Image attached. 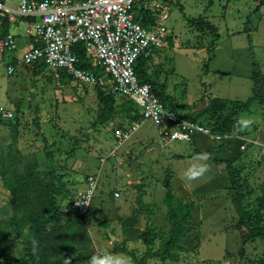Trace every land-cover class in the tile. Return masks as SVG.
I'll list each match as a JSON object with an SVG mask.
<instances>
[{
  "label": "rangeland",
  "instance_id": "374dc122",
  "mask_svg": "<svg viewBox=\"0 0 264 264\" xmlns=\"http://www.w3.org/2000/svg\"><path fill=\"white\" fill-rule=\"evenodd\" d=\"M2 1L17 8V0ZM212 1L205 10L209 0H170L167 25L174 47H151L147 66L168 105L182 116L197 115L207 124L235 120L223 133L228 134L224 140L196 135L192 141L164 144L154 123L144 120L117 146L116 133L140 120L138 106L127 97L116 95L114 110L107 112L95 84L58 79L44 67L0 73V104L16 113L14 122L0 125V167L11 172L36 160L37 169L57 181L61 210L86 187L90 174L99 179L79 225V232L85 228L84 243L63 247L59 258L82 256V264H91L96 255L105 261L111 258V264H134L121 247L145 259V264H257L262 257L264 238H249L248 232L264 226V202L259 199H264V3L256 9L260 0ZM196 17L212 26L187 22ZM19 40L22 51L27 41ZM100 73L104 89L110 82L105 72ZM215 97L226 100L218 111L212 109ZM241 117L253 122L238 130ZM201 153L208 156L203 161L208 170L192 181L181 180L180 173ZM226 161L234 166L242 203L251 215L246 225L238 221ZM132 163L137 165L136 180ZM167 175L172 191L194 203L192 230L183 239L186 250L178 261L148 257V250L157 252L170 228L164 202ZM115 192L120 195L115 197ZM12 200L13 191L0 176V219L6 226L0 235L7 240L6 256L15 259L23 254L19 229L27 225L16 221V227L11 219Z\"/></svg>",
  "mask_w": 264,
  "mask_h": 264
},
{
  "label": "built area",
  "instance_id": "2783aa9c",
  "mask_svg": "<svg viewBox=\"0 0 264 264\" xmlns=\"http://www.w3.org/2000/svg\"><path fill=\"white\" fill-rule=\"evenodd\" d=\"M143 2L151 11L153 21L143 24L135 15V7ZM168 0H17V8L0 1V9L10 20L22 17L27 23V36L33 41L19 52L20 42L12 32L0 35V67L7 75L22 67L39 64L60 79L65 73L84 84H103L105 72L110 85L107 92L133 100L142 118L131 127L116 133L117 146L130 138L144 120H151L164 144L192 141L196 135L224 140L228 134L213 131L168 106L150 82H142L137 74L138 60L150 55L151 47L169 46L171 29ZM34 41L36 44H34ZM84 53L80 57L79 52ZM86 64L90 67H86ZM13 108L0 104V125L14 121ZM245 146H243L244 148ZM96 174L87 177L68 208V213L85 215L98 188ZM120 195L115 192V197Z\"/></svg>",
  "mask_w": 264,
  "mask_h": 264
},
{
  "label": "trees",
  "instance_id": "16d2710c",
  "mask_svg": "<svg viewBox=\"0 0 264 264\" xmlns=\"http://www.w3.org/2000/svg\"><path fill=\"white\" fill-rule=\"evenodd\" d=\"M263 3L264 0H260L256 9H258ZM211 4H213V1L209 0V4L206 5L205 10H208ZM180 10L181 12H184V7L181 6ZM135 15L143 24H148L153 21L152 11L143 2L136 5ZM187 22L192 25L207 23L208 26H212V24L206 22L203 17L187 18ZM10 25L11 21L8 13L5 10L0 9V35L10 32ZM34 44H36L35 41ZM169 46L174 47L173 37H170ZM79 54L80 57L84 56L82 51H80ZM148 57L149 55H143L139 58L137 74L142 82H150L156 95L168 105L162 91L158 88L157 83L148 73ZM41 67L45 68V66L39 64L28 66V68H34V70ZM86 67L90 66L86 64ZM254 78L257 81L253 89L257 92L258 87L260 86L259 74H255ZM60 79L74 80L73 77L68 76L65 73L61 74ZM100 85V82L95 84L97 97L102 104L103 110L112 112L114 110L116 94L107 92L105 89H102ZM128 100L136 104L133 100ZM247 103L248 102L243 103V106H247ZM225 105L226 100L223 98L215 97L212 99V109L214 111L222 109ZM136 106L138 105L136 104ZM138 117L141 119L142 114L140 113ZM184 117L193 121H199L200 123L211 127L213 131L221 134L230 130V125L235 123V120H229L225 123L215 120L213 124H207L198 119L197 115L194 117ZM14 121H10L7 124ZM226 166L232 179L231 188L235 193L233 204L238 214V221L240 224L246 225L251 219L250 212L242 203V192L240 190V184L234 166H232L230 161H226ZM0 176L3 183L6 186H9L13 191L11 219L15 220L16 227H18L17 222L27 225L26 230L19 229L20 232L23 231L21 234L24 241L23 254L20 258L14 259L6 256L7 240L0 235V264H65L64 258H59L57 253L63 247H75L74 243L76 241H83L84 243L83 238H85V228H82L79 232V225L84 219V215L68 213L58 207L56 198V193L59 191L57 181H54V178H51L49 173L39 171L37 169L36 160L29 162L23 169L14 170L13 168L11 172L5 165H3L0 167ZM164 185L166 188L164 202L167 206L170 228L165 240L157 252H153L152 249L148 250V257L151 258L157 255L161 259L178 261L180 259L179 253L186 250L183 239L192 230L194 203L179 198L172 191L170 175L165 177ZM259 199L264 202L263 198ZM139 204H143L142 195L139 199ZM4 227H6L5 221L0 219V231L3 230ZM258 236L264 238V226H261L257 232L249 230V238H255ZM146 243L150 245L152 241L147 240ZM119 251L128 254L134 264H145V259H138L136 254L127 247H121L119 248ZM82 262V256L79 257V259H71V264H82ZM257 264H264V252Z\"/></svg>",
  "mask_w": 264,
  "mask_h": 264
},
{
  "label": "clouds",
  "instance_id": "9594fccd",
  "mask_svg": "<svg viewBox=\"0 0 264 264\" xmlns=\"http://www.w3.org/2000/svg\"><path fill=\"white\" fill-rule=\"evenodd\" d=\"M252 118L250 117H241L238 121V130H243L249 127L252 124ZM208 156L206 153H201L193 156L192 161L189 162V166L182 173H180V179L188 182L196 179L199 176H202L207 170L208 165L203 163L206 161ZM65 264H71V259L68 257L64 258ZM91 264H111V258L108 261L99 258L96 255L91 257ZM119 264V262H117Z\"/></svg>",
  "mask_w": 264,
  "mask_h": 264
},
{
  "label": "crops",
  "instance_id": "0c3cea01",
  "mask_svg": "<svg viewBox=\"0 0 264 264\" xmlns=\"http://www.w3.org/2000/svg\"><path fill=\"white\" fill-rule=\"evenodd\" d=\"M0 1H2V0H0ZM4 2L9 5V3H7L6 1H4ZM10 21H11V25L9 27V31L14 33L17 36L18 40L20 39V37L21 38L23 37L27 41V45L24 49H22V51L27 49L28 47H30L32 45L33 41L30 39V37L27 36V33H26L27 23H26L25 19L22 17L21 18L17 17L15 20H10ZM19 42H20V40H19ZM20 52H21V49L19 48L18 53H20ZM0 69H1L0 73L7 75L6 72L4 71L3 67H0Z\"/></svg>",
  "mask_w": 264,
  "mask_h": 264
},
{
  "label": "water",
  "instance_id": "95a60500",
  "mask_svg": "<svg viewBox=\"0 0 264 264\" xmlns=\"http://www.w3.org/2000/svg\"><path fill=\"white\" fill-rule=\"evenodd\" d=\"M131 170H132V179L136 180L137 179V165L132 163L131 164ZM146 224V220L144 217H142V225Z\"/></svg>",
  "mask_w": 264,
  "mask_h": 264
}]
</instances>
